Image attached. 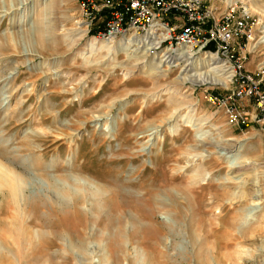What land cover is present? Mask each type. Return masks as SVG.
Here are the masks:
<instances>
[{"label":"rangeland","instance_id":"rangeland-1","mask_svg":"<svg viewBox=\"0 0 264 264\" xmlns=\"http://www.w3.org/2000/svg\"><path fill=\"white\" fill-rule=\"evenodd\" d=\"M84 1L0 0V264H264V136L203 99L229 83L199 82L216 75L204 53L146 74L164 48L89 51ZM205 2L249 10L253 72L264 0ZM100 55L116 67L89 64ZM77 177L113 189L107 205Z\"/></svg>","mask_w":264,"mask_h":264},{"label":"built area","instance_id":"built-area-1","mask_svg":"<svg viewBox=\"0 0 264 264\" xmlns=\"http://www.w3.org/2000/svg\"><path fill=\"white\" fill-rule=\"evenodd\" d=\"M81 4L85 27L98 40L135 35L152 43L154 52L186 47L223 60L232 70L229 87L221 94L206 93L203 99L221 112L226 125L240 131L257 126L264 136V60L248 71L239 43L253 33L249 10L231 4L217 13L205 0H100V4L85 0Z\"/></svg>","mask_w":264,"mask_h":264},{"label":"bare ground","instance_id":"bare-ground-1","mask_svg":"<svg viewBox=\"0 0 264 264\" xmlns=\"http://www.w3.org/2000/svg\"><path fill=\"white\" fill-rule=\"evenodd\" d=\"M262 42H264V36L262 37ZM140 43L144 44L145 46L147 45L149 47V49H153V46L154 45L152 43L145 42L142 39V37H137L135 35H128V36L122 37L120 40L115 41V42L114 41H107V40H102L101 41V40H98L96 38H93V39H90L86 43V48L89 51L90 50H95V51L97 50L99 52L105 53V57L107 56V57L110 58L113 55L116 56L118 54L128 53L129 51L132 50L134 44H140ZM171 52L172 53H166V52L159 53V54L157 53L156 55H158V57L155 56V57L152 58L151 61L146 62L143 65V67H145L146 74H151L153 70L154 71L157 70L156 72H159L160 73L161 71H159L158 69L161 68V67H163L164 64H167L168 65L167 67L169 68V67H171V64H174V62H179V61L180 62H184V61H188V60L195 61V59H194L195 53L190 52L189 49L186 48V47H181V48L176 49V50L171 51ZM92 54H93V52H92ZM90 57L92 58V55ZM99 58L101 59V61H99V62L96 61V63H91V61H90L89 64H91L92 66H98L99 63H102V61H104V66L107 67V68H109V69H114L116 67V64L107 63V61L105 62V59H103V56L102 55H100ZM201 61H203L204 64H207V67H211L210 70L212 72H214L216 75L209 77L208 78L209 80H204V81L202 80V81H199V82H208V83H211V84L221 83L220 85H222V86L227 85V82L230 80V77L232 75V70H231V67L229 65L225 64L223 62V60L219 59L216 55H210V54H206L204 60L202 59ZM220 71L222 73H220ZM219 76H222L223 79H226V83L224 82V80H222V79L220 80ZM218 78H219V81H218ZM222 82H224V83L222 84ZM168 122H171V120H168L167 123ZM190 122H191V120H190ZM186 123H185V125H186ZM163 126H156L155 128H153V130L157 129V130H155V133L163 132ZM187 126H189V125H187ZM171 130L174 131L175 130V126ZM150 131H152V129ZM70 135L71 134H69L68 137H70ZM68 145H69V147L71 149L72 146H73V141L71 140V138H70V140H68ZM76 150H77V153H78V151H79L78 146L76 147ZM38 168L41 170V168H45V165L43 163H40L38 165ZM72 168H73V166H72ZM12 171H14V170H12ZM2 174H3V172H2ZM77 178H78L77 180L79 181V184L82 185V186H88V187H90L91 190H103L104 191L103 194L105 196V201H104V206L103 207H105V205H107V203H108V196L113 193V191H111L113 189L107 187V184H105L104 186H101V185H98L95 182H90V180H88V179H85V178H82V177H77ZM194 183L195 182L189 183L187 187L188 188L190 187L191 189H196L198 184L197 183L194 184ZM7 187L9 188V190H15V186L12 183H9ZM10 192L12 193V191H10ZM183 199H186L188 201V197L186 195L184 196ZM37 200L38 199L33 200V203H35L34 204L35 206L37 204V202H36ZM83 202L84 201L80 197H78V196H76V197L75 196H71L68 199V201L63 202L64 205H66V206L69 205L70 207L73 208L74 214H75V218H74L75 220L74 221H76V222H79L78 221V217L79 216H83L84 218H87L88 219L87 214H85V212L83 211V209H84L83 208L84 207L83 206ZM182 205H183V202H180V203H178V205H175L176 206V211L178 213H179V211H182ZM177 212H176V214H177ZM106 220L108 221V223H110L111 222V215H109V217H107ZM118 238H120V237H118ZM116 243H117V248L120 249V246H119V243H118V239L116 240Z\"/></svg>","mask_w":264,"mask_h":264}]
</instances>
